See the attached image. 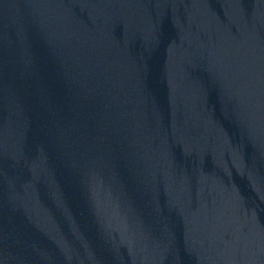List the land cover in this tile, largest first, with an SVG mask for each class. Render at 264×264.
I'll return each instance as SVG.
<instances>
[{
    "label": "water",
    "instance_id": "1",
    "mask_svg": "<svg viewBox=\"0 0 264 264\" xmlns=\"http://www.w3.org/2000/svg\"><path fill=\"white\" fill-rule=\"evenodd\" d=\"M0 264H264V0H0Z\"/></svg>",
    "mask_w": 264,
    "mask_h": 264
}]
</instances>
